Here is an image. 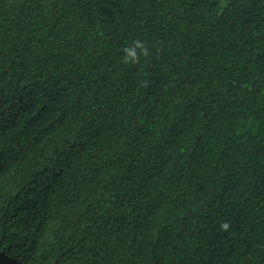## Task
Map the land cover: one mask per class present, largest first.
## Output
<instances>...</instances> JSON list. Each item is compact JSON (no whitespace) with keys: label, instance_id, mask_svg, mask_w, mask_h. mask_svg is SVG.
Segmentation results:
<instances>
[{"label":"trees","instance_id":"16d2710c","mask_svg":"<svg viewBox=\"0 0 264 264\" xmlns=\"http://www.w3.org/2000/svg\"><path fill=\"white\" fill-rule=\"evenodd\" d=\"M0 264H264V0H0Z\"/></svg>","mask_w":264,"mask_h":264},{"label":"clouds","instance_id":"9594fccd","mask_svg":"<svg viewBox=\"0 0 264 264\" xmlns=\"http://www.w3.org/2000/svg\"><path fill=\"white\" fill-rule=\"evenodd\" d=\"M224 227H227V225H224Z\"/></svg>","mask_w":264,"mask_h":264}]
</instances>
